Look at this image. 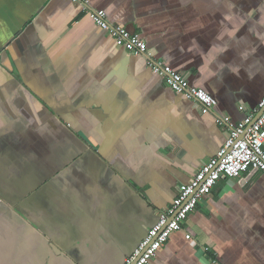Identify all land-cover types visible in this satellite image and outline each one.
I'll use <instances>...</instances> for the list:
<instances>
[{
    "label": "crops",
    "instance_id": "crops-1",
    "mask_svg": "<svg viewBox=\"0 0 264 264\" xmlns=\"http://www.w3.org/2000/svg\"><path fill=\"white\" fill-rule=\"evenodd\" d=\"M0 0V264H123L264 98V0ZM228 119V120H227ZM155 264H264V175L221 178Z\"/></svg>",
    "mask_w": 264,
    "mask_h": 264
},
{
    "label": "built area",
    "instance_id": "built-area-1",
    "mask_svg": "<svg viewBox=\"0 0 264 264\" xmlns=\"http://www.w3.org/2000/svg\"><path fill=\"white\" fill-rule=\"evenodd\" d=\"M73 1L80 2L95 24L121 42L128 53L147 58V44L138 34L112 25L105 11L89 7V0ZM147 63L151 71L161 77L172 91L197 102L204 113L218 105L211 94L204 89L192 87L182 74L170 66L149 58ZM239 110L245 113V117L231 130L217 155L208 160L188 184L179 188L172 204L160 212L158 221L149 230L146 239L123 264H134L135 261L136 264H155L157 254L176 232H184L186 239L191 240L184 223L199 202L211 194L221 178L236 179L253 171L264 175V98L253 112H247L244 106H240ZM261 111V116L255 121Z\"/></svg>",
    "mask_w": 264,
    "mask_h": 264
},
{
    "label": "water",
    "instance_id": "water-1",
    "mask_svg": "<svg viewBox=\"0 0 264 264\" xmlns=\"http://www.w3.org/2000/svg\"><path fill=\"white\" fill-rule=\"evenodd\" d=\"M261 114H262V111L255 117V121L258 120V118L261 116ZM134 264H136V261L134 262Z\"/></svg>",
    "mask_w": 264,
    "mask_h": 264
}]
</instances>
